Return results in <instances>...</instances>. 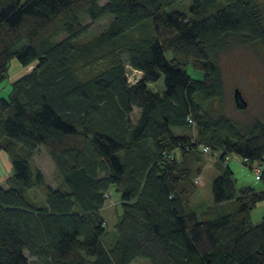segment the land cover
Returning a JSON list of instances; mask_svg holds the SVG:
<instances>
[{"label":"trees","instance_id":"trees-1","mask_svg":"<svg viewBox=\"0 0 264 264\" xmlns=\"http://www.w3.org/2000/svg\"><path fill=\"white\" fill-rule=\"evenodd\" d=\"M182 1L0 0V86L11 59L26 69L0 96V150L13 171L0 184V264H264V216L249 219L264 189L237 191L225 162L264 167V122L242 125L211 105L224 96L218 56L264 43V12L256 0H187V19L168 10ZM105 16L107 28L83 42L85 22ZM161 77L164 89H150ZM192 128V140L175 133ZM41 146L60 184L36 201L43 181L30 158ZM200 146L219 174L199 215L186 202Z\"/></svg>","mask_w":264,"mask_h":264},{"label":"rangeland","instance_id":"rangeland-1","mask_svg":"<svg viewBox=\"0 0 264 264\" xmlns=\"http://www.w3.org/2000/svg\"><path fill=\"white\" fill-rule=\"evenodd\" d=\"M260 8L264 12V0H256ZM105 1H102L103 4ZM190 1H182L178 5L168 10H178L187 19L191 17L189 13ZM111 17L105 16L94 23L86 21L85 24L89 25L88 34L83 42L90 40L98 36L103 32L111 21ZM169 57L171 53H168ZM196 63L192 60L185 59L181 62L184 70L191 73L194 77L200 75L199 70L196 68ZM217 65L221 70L223 83H224V96L221 101H215L211 105L215 111L224 112L231 120L236 121L242 125L248 124L254 120L264 122V43H246L244 45H235L233 48L226 52L221 53L217 58ZM127 76L128 82H134L140 75L139 73L132 72L128 67ZM26 71L25 68L20 66L17 61L13 58L9 63V70L6 80L0 86V96L7 97L11 90V82L22 76ZM135 78V79H133ZM163 77H161L156 83L150 85V89L163 90ZM2 87V88H1ZM238 88L245 101L247 102V108L245 110H239L235 107L233 101V91ZM138 111L134 109L131 119L134 123L137 119ZM176 135H183L194 139L196 132L195 130H175ZM201 149V148H200ZM198 150V149H197ZM199 153V151H197ZM202 155V165L194 166V177L192 184L190 185L195 190L198 189V193L193 194L190 201L187 200V207L193 208L196 212L205 210L208 206V200L211 196V190L209 187L216 176H218V160L216 156L211 155L209 151L204 152ZM236 158V157H235ZM182 155L176 154V162L181 163ZM186 159V157H185ZM31 167L34 171L40 173L43 181V188L38 187L32 190L29 197L36 200L42 201L45 196V188L51 189L57 188L60 184L58 174L54 168V165L49 158L47 151L44 147H40L30 158ZM229 167L233 172L234 178L237 180V188L249 186L253 188H262L260 181L254 179V175L251 170L243 166L238 160L234 159L229 162ZM204 165L206 166L204 169ZM204 169V171H203ZM203 171V172H202ZM13 171L11 167L10 157L7 152L0 150V183L7 184V180L12 177ZM200 177L202 181L199 183ZM107 197L114 203L121 213V194L118 188H112L109 190ZM45 204V203H44ZM200 215V214H199ZM262 216H264V205L254 208L249 216L251 224L258 222ZM118 238L117 232L110 231L103 239L102 246L106 251H110ZM28 260L33 263V259L28 257ZM131 264H149L145 259H137Z\"/></svg>","mask_w":264,"mask_h":264},{"label":"built area","instance_id":"built-area-1","mask_svg":"<svg viewBox=\"0 0 264 264\" xmlns=\"http://www.w3.org/2000/svg\"><path fill=\"white\" fill-rule=\"evenodd\" d=\"M138 78H139V76H138L136 79L138 80ZM133 79H135V78H133ZM137 80H134V82H136ZM134 82H132V83H134ZM200 148H201V150H202L203 152L209 151V148H207V147L200 146ZM232 160H234V158L231 157V156H229L228 158H226L225 162H229V161H232ZM244 162H246V161H244ZM240 163L243 165L242 162H240ZM225 164H226V163H225ZM243 166L247 167L246 165H243ZM250 166H251V169H252L253 174H254V176H255V180H256V181H259L260 178H261L262 170L264 169V167H262V166H260V165H258V164H252V165L249 164V167H250ZM247 168H248V167H247ZM107 194H108V193H107ZM107 194H106V197H107Z\"/></svg>","mask_w":264,"mask_h":264},{"label":"water","instance_id":"water-1","mask_svg":"<svg viewBox=\"0 0 264 264\" xmlns=\"http://www.w3.org/2000/svg\"><path fill=\"white\" fill-rule=\"evenodd\" d=\"M233 101L234 105L239 110H245L247 108V102L243 98L241 91L238 88H235L233 91Z\"/></svg>","mask_w":264,"mask_h":264},{"label":"crops","instance_id":"crops-1","mask_svg":"<svg viewBox=\"0 0 264 264\" xmlns=\"http://www.w3.org/2000/svg\"><path fill=\"white\" fill-rule=\"evenodd\" d=\"M161 90V89H160ZM205 165H204V169H205ZM204 169H203V171H204ZM202 171V172H203ZM219 172V171H218ZM219 174V173H218ZM202 181V178L200 177V180H199V183ZM236 182H237V180H236ZM1 184V183H0ZM4 185V184H3ZM236 189H237V191L240 189V188H237V186H236ZM262 189H264L263 187L261 188V190ZM211 190V186L209 187V191ZM198 193V196H199V192H198V189H196L195 190V192H194V194L196 195ZM193 197V196H192ZM264 205V202H262V203H259L255 208H257V207H259V206H263ZM210 206H212V196H210L209 197V200H208V206L207 207H210ZM202 212H204V211H200L198 214H200V213H202Z\"/></svg>","mask_w":264,"mask_h":264}]
</instances>
